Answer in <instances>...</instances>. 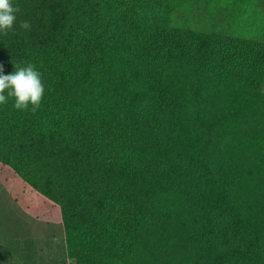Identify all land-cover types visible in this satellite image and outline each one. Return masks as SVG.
<instances>
[{"label":"trees","instance_id":"16d2710c","mask_svg":"<svg viewBox=\"0 0 264 264\" xmlns=\"http://www.w3.org/2000/svg\"><path fill=\"white\" fill-rule=\"evenodd\" d=\"M11 2L0 66L45 91L0 104V180L72 264H264V42L174 25L186 0Z\"/></svg>","mask_w":264,"mask_h":264},{"label":"rangeland","instance_id":"374dc122","mask_svg":"<svg viewBox=\"0 0 264 264\" xmlns=\"http://www.w3.org/2000/svg\"><path fill=\"white\" fill-rule=\"evenodd\" d=\"M172 23L178 27H189L202 32L227 36L248 35L251 39L264 42V0H186L181 8L172 13ZM21 183L22 195L29 209L43 214L42 205L45 198L23 182ZM18 194V196L21 195L20 190ZM11 196L10 191L0 180V222L7 223L11 218L4 214V210L10 206ZM21 219L24 220L23 217ZM40 222L41 227L42 221ZM44 230L46 241L59 246L64 254V230L57 213L46 216Z\"/></svg>","mask_w":264,"mask_h":264},{"label":"crops","instance_id":"0c3cea01","mask_svg":"<svg viewBox=\"0 0 264 264\" xmlns=\"http://www.w3.org/2000/svg\"><path fill=\"white\" fill-rule=\"evenodd\" d=\"M25 203L22 193L17 198L12 195L10 206L4 210L5 216L11 218L7 223L0 222V264H71L65 248L62 254L59 246L46 241L43 215L30 210Z\"/></svg>","mask_w":264,"mask_h":264},{"label":"clouds","instance_id":"9594fccd","mask_svg":"<svg viewBox=\"0 0 264 264\" xmlns=\"http://www.w3.org/2000/svg\"><path fill=\"white\" fill-rule=\"evenodd\" d=\"M19 11L20 8L13 6L11 0H0V33L7 35L10 30H13L16 13ZM19 27L30 30L31 24L28 21H21ZM14 67V72L4 74L3 67L0 66V104H6L9 98H13L15 109L36 112L45 91L42 73L32 63L26 66L17 64ZM29 105H31L30 108Z\"/></svg>","mask_w":264,"mask_h":264}]
</instances>
